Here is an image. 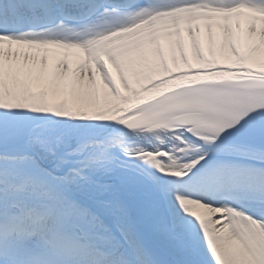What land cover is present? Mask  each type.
I'll return each mask as SVG.
<instances>
[{
  "label": "snow or ice",
  "instance_id": "obj_1",
  "mask_svg": "<svg viewBox=\"0 0 264 264\" xmlns=\"http://www.w3.org/2000/svg\"><path fill=\"white\" fill-rule=\"evenodd\" d=\"M0 264H264V0H0Z\"/></svg>",
  "mask_w": 264,
  "mask_h": 264
},
{
  "label": "bare ground",
  "instance_id": "obj_2",
  "mask_svg": "<svg viewBox=\"0 0 264 264\" xmlns=\"http://www.w3.org/2000/svg\"><path fill=\"white\" fill-rule=\"evenodd\" d=\"M217 30H214V32H216ZM217 36H218V33H217Z\"/></svg>",
  "mask_w": 264,
  "mask_h": 264
}]
</instances>
